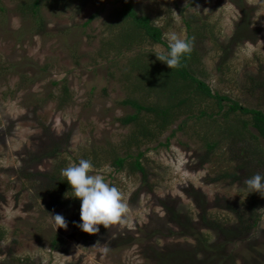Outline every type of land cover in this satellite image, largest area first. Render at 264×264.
Returning <instances> with one entry per match:
<instances>
[{
  "label": "rangeland",
  "instance_id": "rangeland-1",
  "mask_svg": "<svg viewBox=\"0 0 264 264\" xmlns=\"http://www.w3.org/2000/svg\"><path fill=\"white\" fill-rule=\"evenodd\" d=\"M19 1L0 0V264H159L154 254L164 248L180 253L177 264H189V252L197 264H264V196L256 193L260 217L245 232L228 208L249 196L246 180H212L215 165L235 163L228 157V139L207 154L201 138L216 123L194 112L135 147L129 141L135 126L119 121L134 113L124 100L150 104L157 99L154 91L133 88V74L142 81L150 73L130 74L131 61H159L152 52L166 53V46L143 38L116 52L110 40L130 24L112 23L119 4L106 0H87L81 10L77 2L65 9L47 2L38 25L20 15ZM125 1L161 29L167 46L165 31L190 35L193 76L212 92L242 105L257 102L264 110V0ZM249 76L261 83L254 88L257 97L243 91ZM199 105L214 107L209 99ZM51 138L64 139L58 160L67 166L96 152L93 174H104L122 192L129 209L124 223L99 225L98 233L89 234L78 226L80 208L53 209L45 190L37 195L24 178L27 170L35 172L36 182V172L53 169L57 159L47 155ZM259 144L264 149V140ZM138 152L145 176L127 164L117 171L111 163L113 157ZM57 214L66 228L55 223ZM215 214L225 219L221 229L211 227L209 216ZM53 237L57 248L51 247ZM198 239L210 248L198 249ZM23 257L27 260L21 262Z\"/></svg>",
  "mask_w": 264,
  "mask_h": 264
},
{
  "label": "trees",
  "instance_id": "trees-1",
  "mask_svg": "<svg viewBox=\"0 0 264 264\" xmlns=\"http://www.w3.org/2000/svg\"><path fill=\"white\" fill-rule=\"evenodd\" d=\"M86 1L87 0H21L16 5V9L23 18L27 17L32 20L31 25H38L43 19L41 8L45 3L48 2L52 6L54 5L65 9L73 5L74 2H77L76 7L78 10H81L85 6ZM106 1L112 5L119 4V7H114L111 15L113 20L112 23L115 22L118 25L117 21H123L130 24L128 28H120L113 36V40H110L111 43L117 44L115 49L116 52L120 53L123 50L131 49L132 45L139 43L143 38L149 39L152 43L165 45L167 51L169 50L168 46L161 38V29L154 26L148 16L138 15L134 7L125 0ZM0 10H3L2 6H0ZM96 13L92 14L85 21L84 25L88 24V22L95 17ZM186 26L187 29L190 28V24L187 21ZM189 37L190 35H188L187 38ZM195 58V52L191 50L190 53L181 58L179 67L174 69L169 68L165 62L156 59L150 61L146 59H135L131 61L128 70L130 74L132 71L136 73L143 72V70H147L150 73L144 74L145 80L142 81L138 80L140 74H133V88L154 91L157 94V99L150 104L135 98L124 100V103H128L134 109V113L119 118L120 123L124 126H135L130 133L129 141L133 146L140 147L144 141L156 139V137L167 130L169 126L177 122V119L186 116V118L181 120L180 123L182 124L196 112V117L198 119L202 118L205 122L210 119L211 122L216 123V126H218L214 130L207 129L201 138L207 154L212 155L215 152L220 144V140L228 139L230 142L229 153H231L228 157L230 161L233 160L235 162L231 166L227 165L226 168H219L218 164L215 165L217 168L214 169L213 181H223L227 179L230 181H238L239 179L247 180L257 173L264 175V149L259 144L260 140H264V110L257 102L254 105H242L237 100L227 95L212 92L204 81L193 76L190 66L195 61ZM130 74H126L127 79H129ZM249 77L247 84L243 86V91L248 98L257 97L259 92H256L258 94L256 95V93H254V88L260 87V82H263L264 85V79L259 82L255 77ZM263 85L258 89L262 90ZM206 99L211 100L214 107H209L207 109L201 108L199 104H201L202 101H206ZM208 110H210V112ZM243 116H247L248 118H244ZM61 139L62 138H60L59 141ZM51 140H53L51 144L52 147L51 150L47 152V155L53 158V160L57 159L56 162H53V169L46 173L36 172L38 174V181L36 182H33L35 172H28L27 170L24 179L30 183L37 195L41 196L40 193L38 194L37 190L46 191L47 197H49L51 203L54 204L52 205L53 209L57 208V210H59V207L62 206V209H66L67 205H73L75 209H79L81 207L80 199L73 196L71 185L65 177L61 175V170L67 167V161L65 159L60 161L58 157L63 150L61 147L62 143L65 144V142H59L54 138H51ZM95 153L96 152H93L92 157L84 153L82 158L91 160L94 166L99 165V163H96L97 156H95ZM220 154L223 155V151L220 152ZM141 156L142 152H138L135 156L126 153L123 157H113L111 163L116 167L117 171L122 170L125 164H127L131 170L139 171L142 176H145L146 170L140 161ZM128 159H130V161L127 163L126 161ZM41 176L44 177L43 182L40 180ZM250 191L251 190L247 187V193ZM256 193L259 194L258 192L249 193V196L245 200H241L238 205H233L228 208L236 217L235 219L238 225L245 232L255 228L260 217V213L257 212L256 200L258 195ZM205 219L207 222L208 219ZM209 220H212V228L221 229L225 219L215 214L209 216ZM3 233V230L0 229V241ZM206 241L198 239L197 242L200 243L197 244L198 249H209L210 247L207 245L208 243ZM50 243L52 248L59 247L54 237L51 239ZM179 254L177 250L164 248L163 251L155 252L154 255L159 264H177V260L180 258ZM190 255H193V253L189 252L185 255L189 260V264H197L198 262L196 259H194L193 256L191 259ZM20 260L21 262L24 260L26 261L27 258L23 257Z\"/></svg>",
  "mask_w": 264,
  "mask_h": 264
},
{
  "label": "clouds",
  "instance_id": "clouds-1",
  "mask_svg": "<svg viewBox=\"0 0 264 264\" xmlns=\"http://www.w3.org/2000/svg\"><path fill=\"white\" fill-rule=\"evenodd\" d=\"M164 38L168 43L166 53H155L156 57L167 64L171 69L180 65L181 58L191 52V43L186 36L176 31H165ZM94 165L91 160L81 158L78 163L70 164L61 170L71 185L73 196L81 201L80 219L78 226L89 234L100 231L99 225L106 229L118 223H124L129 209L122 192L115 185L110 184L104 174H93ZM251 192H258L264 196V175L259 173L245 181ZM59 227H67L62 215L53 216ZM107 247L103 249L106 254Z\"/></svg>",
  "mask_w": 264,
  "mask_h": 264
}]
</instances>
